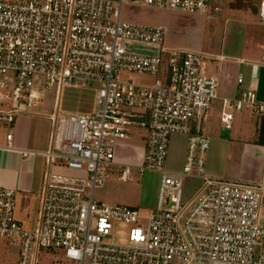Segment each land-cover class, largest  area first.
<instances>
[{"label":"built area","instance_id":"2783aa9c","mask_svg":"<svg viewBox=\"0 0 264 264\" xmlns=\"http://www.w3.org/2000/svg\"><path fill=\"white\" fill-rule=\"evenodd\" d=\"M125 5L191 15L221 12L216 0H0V126L41 102L39 76L56 88L47 149L21 150L43 156L47 166L36 225L23 227L15 214L16 190L0 186V239L20 241V264L41 263L43 249L62 250L63 264H264V168L257 182L210 176V138L194 129L217 97V78L203 67L209 55L164 45V26L123 19ZM258 19L264 25V0ZM128 41L154 45L157 53L130 50ZM127 73L157 79L137 84ZM238 83L240 94L225 105L264 118L256 90L245 88L242 77ZM94 85L92 113L59 115L64 86ZM232 117V111L223 112L226 128ZM136 129L146 132V146L134 166L117 156V148ZM174 134L187 136L180 170L166 166ZM12 136L7 134L10 147ZM132 169L161 173L155 208L96 200L95 189L110 173L126 181ZM187 179L200 181L188 199ZM120 225L127 227L122 237L116 235Z\"/></svg>","mask_w":264,"mask_h":264},{"label":"rangeland","instance_id":"374dc122","mask_svg":"<svg viewBox=\"0 0 264 264\" xmlns=\"http://www.w3.org/2000/svg\"><path fill=\"white\" fill-rule=\"evenodd\" d=\"M259 1L216 0L221 12L218 14L212 13L210 16L170 13L125 5L122 8V18L138 23L161 24L166 30L164 45L199 50L209 55L204 59L203 66L205 74L208 75V71L215 66L213 61L208 58L219 54L224 43H227V45L239 44L245 35L244 32H247L249 28H253L250 31L252 35H259L261 32L264 35V25L259 23L249 24L247 22L249 19H258ZM234 36L237 38L233 41ZM246 42H248V39ZM126 46L130 50L147 55L155 54L158 50L154 45L134 41L126 42ZM124 77L137 84H153L157 79V77L150 74L139 73H127ZM36 84V91L41 95L42 100L28 113L32 116L29 129V147L43 151L47 149V140L51 129L48 116L53 112L56 88L47 87L43 76L37 78ZM96 94V85L87 88L64 86L59 94V115L92 113L95 109ZM6 131L5 126H0V143H8L5 137ZM172 136L169 146L172 143ZM145 137L146 132L144 130L136 129L135 136L121 142L117 148V156L123 162L134 166L140 165L143 159L142 149L146 146ZM169 148L166 166L170 169H176V152H172ZM46 170L44 157L41 155L36 156V178ZM51 170L58 169L51 168ZM74 174L87 176L77 171ZM160 180L161 173L153 170H146L139 174L137 169H132L130 178L126 181L121 180L116 172H112L105 182L95 189V198L104 204H125L142 211H149L157 206ZM199 185V180L187 179L185 182V198L188 199L193 196ZM88 192L91 194L92 190L89 188ZM39 203L40 192L26 195L18 193L16 195L15 214L25 229H32L36 225ZM126 230L127 227L120 225L116 235L122 237ZM39 254L42 258V262L39 264H63L65 261L62 250L53 252L43 249ZM20 262V241L12 238L0 239V264H20Z\"/></svg>","mask_w":264,"mask_h":264},{"label":"crops","instance_id":"0c3cea01","mask_svg":"<svg viewBox=\"0 0 264 264\" xmlns=\"http://www.w3.org/2000/svg\"><path fill=\"white\" fill-rule=\"evenodd\" d=\"M247 22L263 25L257 18L249 19ZM251 30L253 28L244 32L245 35L239 44L224 43L219 54L208 58L215 65L208 71L207 76L217 78V97L206 117L194 126V129H199L210 138L207 173L225 180L257 182L263 176L264 118L254 115L249 110L237 111L225 105L226 100L240 94L239 77L243 78L245 88L256 90L258 99L264 101V65L260 64L264 55V35L262 32L259 35H252ZM235 38L237 37L234 36L233 41ZM224 111L233 112L230 128H226L222 122ZM31 118V114H22L14 123L5 126L6 141L9 132H12L13 136L11 147L9 142L0 143V186L14 188L16 195L40 192L41 198L44 173L36 178L35 159L38 155L25 156L21 152L40 151L29 147ZM51 130L52 125L47 147ZM171 142L169 147L172 152H176L177 160L176 169L173 170H180L185 162L187 136L174 134ZM144 150L145 146L142 149L143 153ZM260 220L264 225V193Z\"/></svg>","mask_w":264,"mask_h":264}]
</instances>
